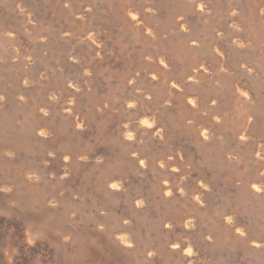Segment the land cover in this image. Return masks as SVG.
Here are the masks:
<instances>
[{
    "label": "rangeland",
    "instance_id": "374dc122",
    "mask_svg": "<svg viewBox=\"0 0 264 264\" xmlns=\"http://www.w3.org/2000/svg\"><path fill=\"white\" fill-rule=\"evenodd\" d=\"M0 124L13 264L264 254V0H0Z\"/></svg>",
    "mask_w": 264,
    "mask_h": 264
},
{
    "label": "bare ground",
    "instance_id": "6f19581e",
    "mask_svg": "<svg viewBox=\"0 0 264 264\" xmlns=\"http://www.w3.org/2000/svg\"><path fill=\"white\" fill-rule=\"evenodd\" d=\"M146 11V10H145ZM149 11V10H148ZM152 12V11H151ZM62 16V15H61ZM60 17V16H59ZM70 22V21H69ZM89 40H93L91 37H89L88 38ZM96 43V42H95ZM97 44V43H96ZM99 47V46H98ZM170 49H172V50H174V49H179V50H181V51H183L182 53L183 54H186L187 53V49L186 48H184V39L183 38H181V37H178L177 39H174V41H172V43H171V48ZM86 50V49H85ZM164 65V64H163ZM165 68V67H164ZM167 68V67H166ZM202 68V67H201ZM189 80H190V78H189ZM178 89V88H177ZM179 90V89H178ZM189 101H190V103H193L194 102V100L192 99V98H190L189 99ZM192 105V104H191ZM41 109V108H40ZM43 113V112H42ZM60 121V120H59ZM143 121H146V120H144L143 119ZM140 124V123H139ZM2 124H0V126H1ZM79 125V124H78ZM77 125V126H78ZM56 128H61V126L62 127H64V123H63V121H61V123H57L56 124ZM79 127V126H78ZM31 131V132H30ZM30 131H28V133L27 134H25L24 136L22 135V137H20L19 138V144H23V145H26V146H30V143H29V141H30V139H31V137H32V139H34L33 141H36V140H39V137L38 136H40V135H43L44 133H45V131L43 130V129H40V130H38V133H37V137H33L32 136V130L30 129ZM121 132V131H120ZM201 133V132H200ZM203 133H205L204 131H203ZM29 135V136H28ZM123 136H124V134H123ZM204 138V137H203ZM205 139V138H204ZM29 172V171H28ZM25 175V174H24ZM27 177H30V175H27ZM30 179V178H29ZM114 183H110V185H107V186H109L110 188H113L111 185H113ZM201 184V183H200ZM247 185L246 184H242L241 185V187H239V193H240V195L242 196V197H244V198H246V197H249V194H248V190H247V187H246ZM117 187V186H116ZM255 188V189H258L259 187L257 186V185H252V188ZM115 188V187H114ZM5 189V188H4ZM33 191H35L34 189H32ZM168 193V192H167ZM140 205V204H139ZM136 206V205H135ZM226 219V223L227 224H224L223 223V226H221L220 228H221V230H220V233L218 234V237H216V240L218 241V245L219 246H225L226 245V240L223 238V234L225 235L227 232H230V230L231 229H233L235 226L232 224V222L230 223V222H228L229 220H228V217L227 218H225ZM222 221V220H221ZM231 221V220H230ZM226 225V226H225ZM165 226V225H164ZM236 231H241V229L240 228H236ZM118 237V236H117ZM122 238L120 239V243L122 244V245H128V242L125 240V239H123V236H121ZM119 238H120V236H119ZM207 239V238H206ZM208 240V239H207ZM253 241V243L254 244H257L258 242H259V240H252ZM243 243H244V241H242ZM161 246H162V248H164L165 247V243L163 244H161ZM173 249H170V251H175V253H178L179 251H180V246H175V247H172ZM124 249V248H123ZM184 251V250H183ZM186 252H189V249L187 248L186 249ZM113 257H115V259H116V257H118V256H116V255H113ZM137 264H139L140 262H136ZM254 263L255 264H264V254H257L256 256L254 255Z\"/></svg>",
    "mask_w": 264,
    "mask_h": 264
},
{
    "label": "clouds",
    "instance_id": "9594fccd",
    "mask_svg": "<svg viewBox=\"0 0 264 264\" xmlns=\"http://www.w3.org/2000/svg\"><path fill=\"white\" fill-rule=\"evenodd\" d=\"M141 123H146V121H141ZM127 138L132 139V133H128ZM65 159H67V157H65ZM141 164H143V161H141ZM111 186L116 187L115 184ZM25 241L29 246H32L35 243L33 237L28 233L27 230L25 231ZM175 246L176 245H173V247ZM0 251H2L3 257L6 258L7 264H13V257L16 255L17 249L15 247L5 246L3 249H0ZM37 264H39V260H37Z\"/></svg>",
    "mask_w": 264,
    "mask_h": 264
},
{
    "label": "snow or ice",
    "instance_id": "6c2138e0",
    "mask_svg": "<svg viewBox=\"0 0 264 264\" xmlns=\"http://www.w3.org/2000/svg\"><path fill=\"white\" fill-rule=\"evenodd\" d=\"M149 127H151V125H149Z\"/></svg>",
    "mask_w": 264,
    "mask_h": 264
}]
</instances>
